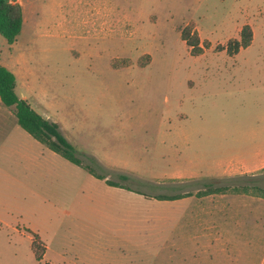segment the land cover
I'll list each match as a JSON object with an SVG mask.
<instances>
[{
  "label": "rangeland",
  "instance_id": "rangeland-1",
  "mask_svg": "<svg viewBox=\"0 0 264 264\" xmlns=\"http://www.w3.org/2000/svg\"><path fill=\"white\" fill-rule=\"evenodd\" d=\"M13 2L22 29L11 44L0 35V65L83 165L17 125L0 159V264H264V161L226 170L264 152V0ZM245 24L248 46L217 48ZM208 185L222 190L196 194ZM195 216L199 254L180 221Z\"/></svg>",
  "mask_w": 264,
  "mask_h": 264
},
{
  "label": "trees",
  "instance_id": "trees-1",
  "mask_svg": "<svg viewBox=\"0 0 264 264\" xmlns=\"http://www.w3.org/2000/svg\"><path fill=\"white\" fill-rule=\"evenodd\" d=\"M23 24V12L18 3L13 0H0V35L8 44L13 43L19 35ZM181 38L190 47L192 55L202 53L203 47L200 44L199 36L196 32L183 29ZM252 39V29L248 24H245L240 31L239 39H230L226 46L218 45L220 50L225 49L231 56L239 51L241 47L249 45ZM15 74L7 67L0 65V100L1 102L12 109L18 125L30 134L35 140L45 145L53 152L59 154L73 164L82 166V161L76 156L72 144L62 134L56 122L47 119L39 114L30 103L20 97L16 91ZM90 173L98 178H102L99 174H94L93 170L85 166ZM122 179H127V176L122 175ZM106 183L111 186L123 187L120 183L106 179ZM129 189V188H128ZM222 187L208 185L203 189L197 190L196 194L204 195L208 193L221 191ZM190 191L184 193L173 194H157L155 198L164 200H174L186 195H190ZM30 247L36 260H41L45 253V246L42 245L40 238L35 234L31 239Z\"/></svg>",
  "mask_w": 264,
  "mask_h": 264
},
{
  "label": "crops",
  "instance_id": "crops-1",
  "mask_svg": "<svg viewBox=\"0 0 264 264\" xmlns=\"http://www.w3.org/2000/svg\"><path fill=\"white\" fill-rule=\"evenodd\" d=\"M22 98L25 97L22 95ZM17 121L10 110L9 107L5 106L0 100V159H7L10 157V150L12 147L18 146L14 144L18 140V134L15 133L17 131ZM30 135V134H29ZM31 136V135H30ZM32 137V136H31ZM37 141V140H36ZM264 141V140H263ZM254 160H246L244 157H231L227 162V169H235V168H244L245 171L253 169L254 167L260 166V164L264 161V152L261 153V150H255L253 152ZM224 170L223 172H225ZM222 172V173H223ZM222 173H218L222 174ZM207 174L213 175L212 172L208 171ZM216 174V173H215ZM196 217V216H195ZM188 218H181L180 221L184 222L183 225L187 227V243L184 246L186 251H192L196 253H203L202 247V219L201 217H196L194 219H189L188 223L186 222ZM194 227L193 233L188 227ZM183 227V226H182ZM208 252V251H207Z\"/></svg>",
  "mask_w": 264,
  "mask_h": 264
}]
</instances>
